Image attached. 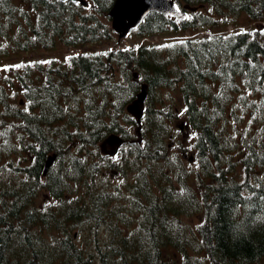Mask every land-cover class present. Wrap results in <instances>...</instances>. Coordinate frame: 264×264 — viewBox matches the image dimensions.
Listing matches in <instances>:
<instances>
[{
    "label": "trees",
    "instance_id": "16d2710c",
    "mask_svg": "<svg viewBox=\"0 0 264 264\" xmlns=\"http://www.w3.org/2000/svg\"><path fill=\"white\" fill-rule=\"evenodd\" d=\"M113 1L87 0L83 6L73 0H0V54L31 52L39 48L56 50L57 46H80L91 40L108 39L112 29L97 16H109ZM174 1L196 8H185L190 13L184 18L152 10L136 31L148 35L168 29L188 30L217 20L231 22L239 13L250 20H264V0ZM87 4L89 9L85 11ZM61 57L58 61L51 58L48 65H42L33 57L18 59L9 67L13 68L12 75L27 100V110L7 103L4 82L12 79L0 70V146L3 147L0 155L14 151L33 154L31 163L24 166L29 181L23 179L20 187L12 185L11 190L0 188V264H7L14 251V242L20 247L13 254L20 252V255L13 264H48L43 255L46 257L50 250L40 236H28L26 231L22 237L13 227L23 209L25 220L32 222L36 218L35 211L27 208V202L32 199L34 190L41 187L42 166L49 153L56 154L49 170L54 164L61 170L54 174L48 170L46 174L50 188L57 184L61 187L53 190L56 196L63 189V176L85 182L88 188V198L81 202L76 200L78 203L64 210V223L81 217L101 219L97 202L104 199L102 193L106 196L108 193L96 190L94 194L92 190L91 182L99 167L93 159V151L111 132L127 135L118 120V109H109L117 108L113 102L117 95H123V105L134 98L142 83L147 85L140 128L143 139L136 137L130 141L136 148L130 159H124L122 169L127 164L141 175L138 184L135 182L130 189L133 191L137 184L133 203L142 210L141 221L149 234H146L148 243L141 244L137 239L140 229L122 234L117 245L127 249L119 250L121 255L110 262L99 252L98 264H205L206 261L210 264H264V171L262 174L254 171L255 166H264L263 143L254 135L249 138L248 133L244 134L245 146L238 149L243 178L229 177L226 168H217L209 171L214 182L200 190V197L192 193L170 197L166 191L169 185H164L169 180L165 176L170 170L155 161L168 155L169 148L163 137L168 128L166 118H171L174 112L158 106L154 98L161 86L173 85L178 89L185 125L196 130V155L206 158L211 154L218 166L223 154L222 141L227 142L224 129L235 111L233 91L239 89V79L260 100L258 104L255 99L246 103L243 100L244 105L260 109V114L264 112V23L251 29ZM118 71L119 80L116 78ZM10 118L20 124L13 120L6 122ZM129 119L136 123L135 118L127 114L125 120L130 122ZM15 127L21 129L17 141L10 139L14 137ZM19 142L23 147L18 148ZM208 165L212 164L207 158L206 169ZM157 183H160V197L149 196L144 189ZM143 194H147L145 199L141 198ZM187 200L203 213V220L198 224L197 247L191 253L175 241L177 231H165L167 227L168 230L176 228L172 222L165 225L167 218L177 217L181 213L178 203ZM36 219L44 220L45 214L39 213ZM64 229V235L57 239L58 264H95L87 257L82 258L83 250L73 242L66 224ZM109 247L104 252L113 248Z\"/></svg>",
    "mask_w": 264,
    "mask_h": 264
},
{
    "label": "rangeland",
    "instance_id": "374dc122",
    "mask_svg": "<svg viewBox=\"0 0 264 264\" xmlns=\"http://www.w3.org/2000/svg\"><path fill=\"white\" fill-rule=\"evenodd\" d=\"M177 6L180 7L181 5L177 4ZM88 7L87 4L85 11L89 9ZM185 13L186 15L189 14L190 10H186ZM213 16L219 17L217 15ZM97 17L100 22L107 24L112 29L109 16L106 14H98ZM233 19L234 20L231 22L217 20L216 23L199 25L195 28L189 29L190 31H186V29H168L160 33H151L148 35H142L135 29L129 31L124 36L118 37L117 33L112 29V36L110 38L104 40H91L80 46H57L58 48L56 50L39 48L31 52H19L17 54L8 55L0 54V70L5 76H10L12 79L11 82H4L5 91L7 93V103L9 102L11 106H19L22 110L28 109L27 100L21 95V86L12 75L13 68H9L13 63L15 64V61L18 59L28 60L33 57V60L41 62L42 65H48L51 58H56L55 61H58L62 58L61 56L68 54L89 53L117 47H135L144 43H161L172 39L182 38L184 36H191V32H194L193 34L196 36L203 37L214 33H224L230 29H251L256 27L259 23H264V20H250L243 13H239L234 16ZM116 68L117 66L115 65V69ZM116 75L117 80H119L118 77L121 75L119 71ZM123 79L127 83V80L124 77ZM237 85L239 86V89L233 91V100L236 102L235 111L234 114L228 118L224 129L227 142L222 141L223 154L218 166L215 165V161L211 158V154L207 155L206 158L196 155L197 148L194 146L196 130L185 125L182 98L178 89L173 85H165L157 89V92L154 95V98L156 99L155 103L158 106L163 107L164 110L171 108L174 112L171 118H166L168 128L163 137L165 144L169 148L167 152L168 155L159 161H155L157 165L160 164L163 168L170 170L165 176V179L168 178L169 180L164 183L165 186L169 185L168 188H166V191L170 197H177L179 193H192L193 195L200 197V190L206 189L207 186L212 185L214 182L209 171L217 170V168H226L225 173L229 177H235L237 179L240 177L243 178L244 173L240 162V151H238V149L244 148L245 146L244 134L248 133L247 136L249 138L254 135L259 143L261 142L264 145V112L260 114V109L251 106L246 107L243 101L245 100L246 103L249 100L255 99L258 104L260 100L258 101L255 92H252L246 87V84L242 79L238 80ZM126 96L127 95H125V97ZM122 98L123 95L121 94L114 97L113 102L118 106L117 108L109 106V111L118 109L120 112L118 120L120 121L121 126L125 129L124 132L127 134V137L136 138L138 137L135 130L136 123H133L130 119V122L125 120L126 115H130L126 110V105L131 98H129L124 105ZM10 120L20 124L13 118L7 119L6 122H10ZM178 123H181L182 125L179 126ZM20 132L21 129L15 127L14 137L12 136L10 139L17 141ZM119 133L122 134V132ZM129 142L130 141L125 142L116 154H110L109 145L107 146L108 149H102L100 147L101 141H99L93 151V159L97 161L99 167L96 169L95 179L91 182L92 190L94 191V194H97L96 190H99L100 193L104 191L108 193V196L102 193L101 195H104V199L101 201L98 200L97 202L99 204V210H101V219L99 221L81 217L80 219L68 220L64 223V210H69L74 205V202L78 203L76 200L81 202L83 198H88L86 194L88 188L85 182L73 177L63 176L61 173L64 185L62 183L63 189L61 194L56 196V194L53 193V190L60 189L61 187L57 184L56 187H53L52 185L50 188L48 175L41 178V187L34 190L31 196L32 199H28L27 208L35 211V214H37L36 218L39 213H44L45 219L37 220L35 218L32 222H28L25 220V209H23L20 211L19 220L15 221V227L13 228L17 230L16 234L22 237L26 235V231L29 232L27 233L28 236H40L42 243L47 246L48 250H50V254L47 255V252L45 253V255H47L46 257L43 255V260L47 261L48 264H58L60 261V257L57 254V239L65 233L64 224H66L68 231L72 234L73 242L82 248V258L86 259L85 257H87V259H91L95 264L100 262L99 252H103L104 258H108L110 262L112 258L121 255L119 250L127 249L124 246H120L121 244L117 245V241L118 239H121L120 237L122 234H129L140 229V235L137 239L141 244L148 243L149 236L146 235L148 232L145 223L141 221L142 210L141 208L136 207L133 203V191L137 188V184L141 180V175H138L137 172L128 167L127 164L125 169H122L125 165L124 159H130L136 148V146H132V143ZM169 144L171 145L169 146ZM19 147H23L20 145V142L18 148ZM0 148L3 147L0 146ZM25 154L26 155L14 151L11 154L2 153L0 155V188L3 190H11L12 185L20 187V183L23 179L29 181L30 178L27 176L26 171L23 170V167L30 162L29 154L27 152H25ZM24 156H27V160H25ZM85 156L87 155L85 154ZM63 157L67 158L65 154ZM207 158L212 165H208L209 167L206 169L205 163ZM143 166L144 164L142 167ZM263 167L264 166L262 165L255 166V173L262 174L264 171ZM49 172L54 174L61 172V170L54 164ZM135 182H137V184L133 191H131L130 188H133ZM144 190L149 196L160 197V194L158 193L160 191V183L155 184L152 188L149 186ZM139 192L141 193V191ZM143 196L141 198L145 199L147 194H143ZM138 203L140 204V202ZM178 207V211L181 213L174 218L168 217V221L165 224L166 226H169L170 222H172L175 224L176 228L171 229L169 227L168 230L167 227L165 231L168 233L177 231L178 238L175 241L182 243L178 245L186 249L188 253H191L195 247H197V241L199 240L198 224L203 220V213L199 212L194 207L191 200L179 202ZM23 226L25 229H22ZM170 235L172 236V234ZM109 245V248H113L111 250L107 249L105 252L108 253H105L104 250ZM19 247L20 244L14 242V251L12 254ZM98 249L100 250L98 251ZM173 249L176 248L174 247ZM12 254L9 257L7 264H13L18 261L20 252ZM53 254L54 257L52 258ZM177 261L179 262L178 259ZM205 264L210 263L206 261Z\"/></svg>",
    "mask_w": 264,
    "mask_h": 264
},
{
    "label": "water",
    "instance_id": "95a60500",
    "mask_svg": "<svg viewBox=\"0 0 264 264\" xmlns=\"http://www.w3.org/2000/svg\"><path fill=\"white\" fill-rule=\"evenodd\" d=\"M85 5L87 0H73ZM195 9V6L184 4L178 7L174 0H114L108 15L110 16V24L112 29L117 33L118 37L124 36L131 29H135L144 19L145 15L152 11H160L164 14L174 15L179 18L185 17V10ZM147 95V85L142 83L140 90L136 93L126 105V110L135 118L137 123L136 130L139 132L141 128V119L143 116L144 101ZM125 141L119 134L111 132L105 136L101 147L109 145V150L114 153L117 148ZM56 159L55 153H49L45 156L42 166V174H46L48 168Z\"/></svg>",
    "mask_w": 264,
    "mask_h": 264
},
{
    "label": "flooded vegetation",
    "instance_id": "af4514ba",
    "mask_svg": "<svg viewBox=\"0 0 264 264\" xmlns=\"http://www.w3.org/2000/svg\"><path fill=\"white\" fill-rule=\"evenodd\" d=\"M178 125L179 126H181L182 124L181 123H178ZM137 134H138V132H137ZM122 136H123V138L125 139V142H127V141H131V142H133L134 140H133V138H129V137H127V135H124V134H121ZM142 135H141V132H140V135L138 134V140H142L143 139V136L141 137ZM171 144H169V146H170ZM29 159H30V163H31V160L33 159V154L32 153H29ZM191 157V156H190ZM24 158H25V160H27V156H24ZM26 166V165H25ZM23 170H24V167H23ZM27 173V172H26Z\"/></svg>",
    "mask_w": 264,
    "mask_h": 264
},
{
    "label": "bare ground",
    "instance_id": "6f19581e",
    "mask_svg": "<svg viewBox=\"0 0 264 264\" xmlns=\"http://www.w3.org/2000/svg\"><path fill=\"white\" fill-rule=\"evenodd\" d=\"M84 6V5H83Z\"/></svg>",
    "mask_w": 264,
    "mask_h": 264
}]
</instances>
